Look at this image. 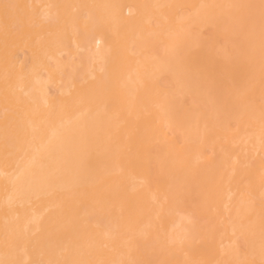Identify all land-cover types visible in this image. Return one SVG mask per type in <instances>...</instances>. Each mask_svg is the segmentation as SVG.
Returning <instances> with one entry per match:
<instances>
[{
  "label": "bare ground",
  "instance_id": "obj_1",
  "mask_svg": "<svg viewBox=\"0 0 264 264\" xmlns=\"http://www.w3.org/2000/svg\"><path fill=\"white\" fill-rule=\"evenodd\" d=\"M0 264H264V0H0Z\"/></svg>",
  "mask_w": 264,
  "mask_h": 264
},
{
  "label": "snow or ice",
  "instance_id": "obj_2",
  "mask_svg": "<svg viewBox=\"0 0 264 264\" xmlns=\"http://www.w3.org/2000/svg\"><path fill=\"white\" fill-rule=\"evenodd\" d=\"M4 7H5V9H8V8H16V7H18V6H16V5H4Z\"/></svg>",
  "mask_w": 264,
  "mask_h": 264
}]
</instances>
